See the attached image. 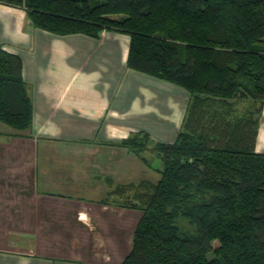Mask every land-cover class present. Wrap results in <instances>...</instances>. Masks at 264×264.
<instances>
[{"label":"trees","instance_id":"16d2710c","mask_svg":"<svg viewBox=\"0 0 264 264\" xmlns=\"http://www.w3.org/2000/svg\"><path fill=\"white\" fill-rule=\"evenodd\" d=\"M0 1L61 34L126 31L129 66L191 91L176 140L154 143L160 178L131 185L125 206L143 214L120 264H264V0ZM22 70L21 57L0 47V121L21 131L33 118ZM249 95L259 108L234 118L232 100ZM141 137L152 142L135 132L120 145L140 153ZM179 216L193 233H180Z\"/></svg>","mask_w":264,"mask_h":264},{"label":"crops","instance_id":"0c3cea01","mask_svg":"<svg viewBox=\"0 0 264 264\" xmlns=\"http://www.w3.org/2000/svg\"><path fill=\"white\" fill-rule=\"evenodd\" d=\"M130 43L117 29L53 32L0 1V47L21 57L33 104L28 129L0 121V264H120L129 254L137 212L108 201L99 175L119 174L114 150L132 133L174 142L192 97L129 66ZM256 148L264 152V101ZM147 161L139 172L157 181L163 163ZM125 172L134 177L135 166Z\"/></svg>","mask_w":264,"mask_h":264},{"label":"rangeland","instance_id":"374dc122","mask_svg":"<svg viewBox=\"0 0 264 264\" xmlns=\"http://www.w3.org/2000/svg\"><path fill=\"white\" fill-rule=\"evenodd\" d=\"M112 18H121L122 15L120 14H113L111 15ZM250 83V82H248ZM252 88V84L249 86ZM232 111L234 118H240L244 115H247L249 112H253L257 108H259L260 101L254 99L252 96L247 97H237L232 100ZM257 115V114H256ZM138 142H140L141 147L138 149L140 153L137 151L132 150L127 146L117 145L118 148L114 151V166H117L119 174H110L100 176L106 183L111 186V191L108 193L107 200L117 201L120 205H125L128 199H130L131 195L133 194V190L131 189V185L136 183H140L142 180L150 179L145 176V174H140L139 172V164H143L145 159H152L153 156L157 155L155 150V144L146 141L143 137L138 138ZM127 153H126V152ZM138 153V154H137ZM135 166V176L127 175L125 172V168ZM147 177V178H146ZM151 180V179H150ZM153 180V179H152ZM155 181V180H153ZM131 209L136 210V226L138 221L140 220L143 210L140 208L130 207ZM176 224L179 227V231L181 234L185 233H193L195 230L194 224L184 216H179L176 219ZM135 226V229H136ZM133 246V245H132ZM132 249V248H131ZM130 249V251H131ZM209 257L212 258L213 254L210 253Z\"/></svg>","mask_w":264,"mask_h":264}]
</instances>
